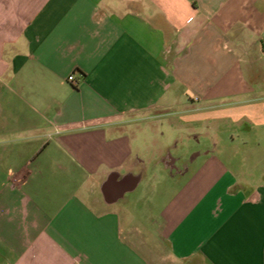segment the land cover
<instances>
[{
  "label": "crops",
  "instance_id": "obj_1",
  "mask_svg": "<svg viewBox=\"0 0 264 264\" xmlns=\"http://www.w3.org/2000/svg\"><path fill=\"white\" fill-rule=\"evenodd\" d=\"M263 40L264 0H0V264H264Z\"/></svg>",
  "mask_w": 264,
  "mask_h": 264
},
{
  "label": "rangeland",
  "instance_id": "obj_2",
  "mask_svg": "<svg viewBox=\"0 0 264 264\" xmlns=\"http://www.w3.org/2000/svg\"><path fill=\"white\" fill-rule=\"evenodd\" d=\"M156 125L158 126V129H160V130L161 129L164 130V131L166 130V132L170 131V129L168 128L167 121H165V120H162L160 122H156ZM160 183L162 184V182H159L158 184L152 186V188L155 189V190H158L159 188L161 189L162 186L160 185Z\"/></svg>",
  "mask_w": 264,
  "mask_h": 264
},
{
  "label": "built area",
  "instance_id": "obj_3",
  "mask_svg": "<svg viewBox=\"0 0 264 264\" xmlns=\"http://www.w3.org/2000/svg\"><path fill=\"white\" fill-rule=\"evenodd\" d=\"M263 47H264V40H263ZM68 82L73 85V87H78L80 81L76 79L75 75H71L68 77Z\"/></svg>",
  "mask_w": 264,
  "mask_h": 264
}]
</instances>
